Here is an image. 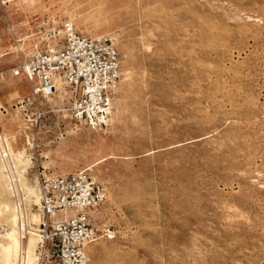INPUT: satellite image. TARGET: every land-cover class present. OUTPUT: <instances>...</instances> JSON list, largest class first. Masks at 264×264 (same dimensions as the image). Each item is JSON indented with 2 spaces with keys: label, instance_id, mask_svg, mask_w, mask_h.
<instances>
[{
  "label": "rangeland",
  "instance_id": "1",
  "mask_svg": "<svg viewBox=\"0 0 264 264\" xmlns=\"http://www.w3.org/2000/svg\"><path fill=\"white\" fill-rule=\"evenodd\" d=\"M64 21L117 51L101 127L11 75ZM0 161V264H36L40 211L20 183L77 171L105 191L89 264H264V0H0ZM9 205L25 231L7 261Z\"/></svg>",
  "mask_w": 264,
  "mask_h": 264
},
{
  "label": "built area",
  "instance_id": "2",
  "mask_svg": "<svg viewBox=\"0 0 264 264\" xmlns=\"http://www.w3.org/2000/svg\"><path fill=\"white\" fill-rule=\"evenodd\" d=\"M19 52L11 75L28 84L34 100L62 89L71 118L90 128L107 123L120 74L119 57L108 37L82 36L64 21L48 29L32 49ZM39 188L36 264H89L84 248L95 241L97 230L88 212L104 201L103 187L77 171L42 177ZM103 235L112 238L108 229Z\"/></svg>",
  "mask_w": 264,
  "mask_h": 264
},
{
  "label": "bare ground",
  "instance_id": "3",
  "mask_svg": "<svg viewBox=\"0 0 264 264\" xmlns=\"http://www.w3.org/2000/svg\"><path fill=\"white\" fill-rule=\"evenodd\" d=\"M8 146V145H7ZM3 161V160H2ZM12 162V161H11ZM0 163H1V161H0ZM9 163V162H8ZM2 164V163H1ZM1 164H0V167H1ZM6 165V164H5ZM13 166V165H12ZM16 165H14L13 167L14 168H16L15 167ZM3 168H5L4 166H3ZM13 168V169H14ZM0 171H2L1 169H0ZM3 172V171H2ZM1 172V173H2ZM4 173V172H3ZM10 173V172H9ZM19 173V172H18ZM20 174V173H19ZM4 176H2L1 177V179H4L3 178ZM5 178H7V177H5ZM0 179V180H1ZM20 182H22V181H20ZM0 183H3V182H0ZM7 183V182H6ZM22 186H23V188H24V190H25V195H26V203H25V205H29V206H31V207H35V208H37L39 211H40V206H41V192H40V188H39V185H38V182H37V180H33V181H31L29 184H27V183H20ZM7 185H8V183L6 184V185H4L5 187L4 188H6L7 187ZM21 187V186H20ZM0 188H2V187H0ZM4 188H2V189H4ZM5 190V189H4ZM6 190H7V192H8V187L6 188ZM5 190V191H6ZM4 191V192H5ZM2 192H3V190H2ZM6 193V192H5ZM25 197V196H24ZM5 204V203H4ZM24 204V203H23ZM13 206H14V204H13ZM13 206L11 205H9L8 207L7 206H5L6 208H7V217L8 218H10V222H9V224H10V227L7 229V231L5 232V237L7 238V240H8V243H6L4 246H3V248H2V250H3V256H4V258H5V260H7V261H10V260H12V259H14L16 256H17V254L18 253H20V251H21V237H22V235H23V231H25V230H23V225L22 226H20V228H18V230L15 232L14 230H13V222L15 221L14 219H15V217H16V214H18V213H15V210L13 209ZM23 208V207H22ZM17 210V209H16ZM5 211H6V209H5ZM2 212H4V211H2ZM26 212V211H25ZM25 214V213H24ZM24 216V215H23ZM27 218V217H26ZM21 221H23V219H21ZM19 222H20V219H19ZM29 222V221H28ZM20 224V223H19ZM18 224V225H19ZM26 230H28V229H26ZM36 231V230H35ZM30 233V232H29ZM30 239H28V243L26 244V246L24 245V250H25V255H26V257H33L34 255H33V253H34V247H35V242H34V238H33V236L32 235H30V237H29ZM2 247V246H1ZM31 259V258H30ZM32 260V259H31ZM17 261V260H16ZM27 262H28V260H26ZM25 264V263H24Z\"/></svg>",
  "mask_w": 264,
  "mask_h": 264
}]
</instances>
